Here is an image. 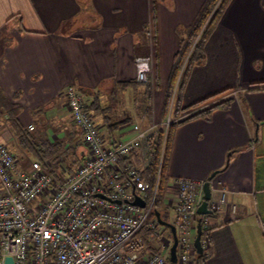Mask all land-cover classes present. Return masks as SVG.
Returning <instances> with one entry per match:
<instances>
[{
  "label": "crops",
  "instance_id": "0c3cea01",
  "mask_svg": "<svg viewBox=\"0 0 264 264\" xmlns=\"http://www.w3.org/2000/svg\"><path fill=\"white\" fill-rule=\"evenodd\" d=\"M204 2L148 0L137 19L135 14L124 17L118 4L112 6L105 0H0V105L17 108L20 125L29 131V126L42 130L50 141L69 148L65 158L78 155L81 161L85 151L82 134L72 121L65 97L70 85L90 105L108 145L133 137L135 126L165 128L172 101L165 113L164 98L179 50V29L184 33L191 26ZM151 47L155 64L148 115L142 112L145 86L136 82L135 58L148 55ZM204 51V61L188 72L180 109L227 88L230 90L187 109L186 117L226 99L230 103L227 108L214 107L209 120L197 116L175 126L160 209L166 212L164 220L175 226L176 180L205 182L213 174L209 179L211 198L223 192L226 203L212 214L196 213L192 244L198 218L211 228L205 249L208 258L202 264H264L261 0H230ZM230 92L234 96L219 99ZM6 112L0 108V143L17 151L18 164L31 158L42 164L49 160L42 162L35 150L24 151L17 144ZM186 112L171 117L184 119L181 116ZM149 151L145 144L126 162L141 164ZM231 205L237 206L236 213L231 212ZM160 238L165 242L172 235ZM146 249L158 251L161 244L148 242ZM196 253L193 244L192 264Z\"/></svg>",
  "mask_w": 264,
  "mask_h": 264
},
{
  "label": "built area",
  "instance_id": "2783aa9c",
  "mask_svg": "<svg viewBox=\"0 0 264 264\" xmlns=\"http://www.w3.org/2000/svg\"><path fill=\"white\" fill-rule=\"evenodd\" d=\"M154 64L151 47L148 55L135 58V79L152 86ZM232 96L230 92L219 99ZM65 97L85 148L83 160L72 172L65 171L61 157L44 164L31 161L28 169L20 168L15 154L0 143V264L7 256L13 264H169L163 250L169 251L172 241L160 238L155 216L147 228L152 231L149 239H157L161 250L148 251L137 235L154 212L160 167L151 188L140 173L149 162L150 151L141 164L120 161L145 144L150 148L159 128L155 124L135 126L133 137L108 145L75 87L68 86ZM177 120L180 118L172 119L169 114L165 131ZM203 183L191 178L176 180V264H192L191 233L203 198ZM135 194L145 201L144 208L130 203ZM225 203L222 192L210 198L208 208L216 212ZM230 210L236 213L238 208L231 205ZM208 244V238L201 240L202 249Z\"/></svg>",
  "mask_w": 264,
  "mask_h": 264
},
{
  "label": "trees",
  "instance_id": "16d2710c",
  "mask_svg": "<svg viewBox=\"0 0 264 264\" xmlns=\"http://www.w3.org/2000/svg\"><path fill=\"white\" fill-rule=\"evenodd\" d=\"M229 1L230 0H220L218 6L214 10L210 18H208L217 0H205L203 6L201 7L198 15L196 16L191 26L187 30H185L184 33L182 29H179V32L182 33V36L180 40L179 50L177 51L175 55L174 66L171 72V77L169 79V85L165 91V98H164L165 113H167L170 107L171 101H172V105H171V116H172L173 113H175L176 115L178 112L180 113H183L184 111L186 112L187 109L189 110L191 107H195L205 101H208L212 97L218 96L219 94L230 90L229 88H227L215 95L205 98L204 100L200 102H196L187 108L180 109L181 94H182L183 86L186 81L188 72L191 69V67H193L194 65L201 64L204 61L205 43L210 33L212 32L217 22L219 21ZM261 2H262V5L264 6V0H261ZM205 23H206L205 27L203 28L201 34L197 38L198 33L200 32V30L202 29ZM183 63H184V66L182 68ZM181 68H182V71H181L179 80L176 85V80L180 73ZM136 82L138 84L145 86V89H144V99L145 100H144L142 112L144 114L149 115L152 86L148 81L139 82L136 80ZM263 84L264 83L259 84V85H263ZM250 89H258V87L250 88ZM259 89H264V87L259 88ZM229 103H230V100L226 99L217 105L205 108L198 113L185 117L184 119L172 121L168 125L166 131L164 128H160L156 136H154L152 145L150 146L149 162L145 167H143L140 170V173L142 177L150 184L152 188L154 186V183H155V180L158 174V170L160 167L154 211H157L162 219H164V217H162V209H160V207L162 205V196L165 194L167 184H168V175H167L168 161H169L170 148L172 144L173 132H174L175 126L178 123L183 122L184 120L197 117V116H201L205 120H209L211 111L214 107L219 106L222 108H227ZM1 107L7 111L6 114L8 115L10 124L11 126H13V129L15 131V135L17 138V144L24 151L35 150V154H37L36 158L42 162L45 161L46 159H53V158L61 156L62 162H63L62 165L65 171L68 173L72 172L80 164L82 156L80 158L78 155L65 158V151L69 149L68 147L62 148V146L57 141H54V142L50 141L49 138L43 135L42 130H39V132L36 130L29 131L24 126L20 125L16 117L17 108L14 109L13 107H11V105L8 106L7 104H4V103L0 105V108ZM86 107L88 110H90L89 104H87ZM171 118L174 119V117H171ZM127 160H128V157L120 159L121 162H126ZM54 175L56 177L59 176L57 171L54 172ZM154 216H155L154 212L148 215L140 231L137 233L138 236L141 235L140 238L142 239L145 245L148 244L149 236L152 233V231L147 228V224L152 218H154ZM201 228H202L201 240L204 238L209 239V232L211 228L204 227L203 223H201ZM207 258H208V253L205 251V249H203L201 253H196V257L193 260V264H202L203 262H205ZM169 264H176V263H169Z\"/></svg>",
  "mask_w": 264,
  "mask_h": 264
},
{
  "label": "water",
  "instance_id": "95a60500",
  "mask_svg": "<svg viewBox=\"0 0 264 264\" xmlns=\"http://www.w3.org/2000/svg\"><path fill=\"white\" fill-rule=\"evenodd\" d=\"M180 76V73H179ZM211 176L208 178L207 181L203 183V198L201 203L197 207V213L199 215H204V214H212L213 212L208 208V201L211 198V190H210V183L209 179H211ZM133 205H138L141 208L145 207V201L139 197L137 194L134 195V199L130 202ZM154 215L156 218V221L158 224L167 226L172 235L171 239V245L169 247V253H168V260L170 263H176L177 262V255H176V246H177V235H176V229L174 224L162 219L157 211H154ZM201 235H202V228H201V217L197 219V225H196V234L193 240V244L195 247V250L197 253L202 252V247H201ZM4 264H13V259L11 256H7L5 258Z\"/></svg>",
  "mask_w": 264,
  "mask_h": 264
},
{
  "label": "rangeland",
  "instance_id": "374dc122",
  "mask_svg": "<svg viewBox=\"0 0 264 264\" xmlns=\"http://www.w3.org/2000/svg\"><path fill=\"white\" fill-rule=\"evenodd\" d=\"M105 1H111L110 5H112V6H114L115 4L116 5L118 4L119 7L121 8V12H122L121 14L124 17L132 16V14H135V15H137V19H138V16H141L143 14V10L147 7V2H148V0H105ZM113 3H114V5H113ZM139 23H140V20L137 21V24H139ZM147 24H148V19L146 20L145 28L148 27ZM0 117H1V113H0ZM23 121H25V120H23ZM3 144H5L8 147V149L11 152H13V154H15L16 157H18V155L16 154L17 151L14 150L13 147H10L6 143H3ZM32 159L33 158L23 160L22 163L19 164L20 168L28 169L31 161H33ZM138 166H139V168L141 167V165H138ZM164 197H165V195L162 196V201H163ZM164 212L165 211H162V217L165 216ZM167 218H168V216H167ZM157 227H158L159 230H161V234H160L161 236H166L167 239L171 238L170 229H168V227H166L164 225H161V224H158ZM157 241L158 240H153V241L150 240L149 242H153V245L155 246ZM168 253H169V251H168V248H167V250L164 251V254L168 255Z\"/></svg>",
  "mask_w": 264,
  "mask_h": 264
}]
</instances>
